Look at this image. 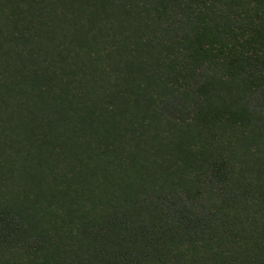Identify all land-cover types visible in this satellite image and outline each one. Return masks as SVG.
<instances>
[{
    "label": "trees",
    "instance_id": "trees-1",
    "mask_svg": "<svg viewBox=\"0 0 264 264\" xmlns=\"http://www.w3.org/2000/svg\"><path fill=\"white\" fill-rule=\"evenodd\" d=\"M0 264H264V0H0Z\"/></svg>",
    "mask_w": 264,
    "mask_h": 264
}]
</instances>
